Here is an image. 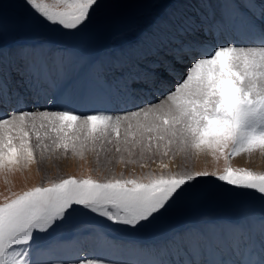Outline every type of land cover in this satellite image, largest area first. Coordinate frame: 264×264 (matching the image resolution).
Instances as JSON below:
<instances>
[{
    "label": "snow or ice",
    "instance_id": "6c2138e0",
    "mask_svg": "<svg viewBox=\"0 0 264 264\" xmlns=\"http://www.w3.org/2000/svg\"><path fill=\"white\" fill-rule=\"evenodd\" d=\"M250 2L243 5L247 13L234 0L221 3L217 15L212 0H198L194 14H173L156 26L144 48L121 57H93L80 43L54 44L47 38L15 49L0 44V104L7 107L15 98L20 109L0 113V172L28 167L36 162L37 150L42 159L47 152L61 150L82 158L97 142L112 144L113 140L117 152L123 144L129 155L131 145L142 154L155 147L168 156L175 148L186 155L194 152L224 159L222 173L169 171L103 181L91 175L69 176L3 197L0 264H44L43 247L48 248L52 264L51 253L59 247L56 233L77 212L102 218L113 231L157 233L199 195L198 178L205 177L222 182L225 193L260 194V215H245L236 222L202 218L184 232H171L162 244L153 245L158 254L154 264H264V172L231 165L241 155H264V6L257 15ZM24 4L41 24L73 40L107 7L104 0H24ZM23 26H29V21H20L18 27ZM6 33L0 28V39ZM217 34L234 39L198 55L207 38ZM246 43L256 46H243ZM185 60L184 74L163 99L120 114L32 110L23 107L24 97L9 88L15 73L36 96L56 90L93 97L105 85L134 95L131 83L148 85L151 91L163 83V73L173 76ZM190 235L197 237L195 245L186 240ZM55 264L66 261L56 259ZM78 264L104 261L84 258Z\"/></svg>",
    "mask_w": 264,
    "mask_h": 264
},
{
    "label": "rangeland",
    "instance_id": "374dc122",
    "mask_svg": "<svg viewBox=\"0 0 264 264\" xmlns=\"http://www.w3.org/2000/svg\"><path fill=\"white\" fill-rule=\"evenodd\" d=\"M197 2L198 0H104L107 7L100 10L95 23L90 25L88 30L77 38V40H73L65 38L60 32L48 28L47 25L41 24L38 20L32 17L28 8H26L24 4V0H0V28L7 30L5 37L0 39V44L15 49L19 46L40 44L43 42V38H47L54 44L60 42H69V44L73 45L81 43L83 50L91 56L92 48L94 53L98 52V47L100 48L99 54H101L103 50V52L106 50L112 52L119 49L122 44H130V42L139 38V40L133 42L136 44L142 40V37L148 36L145 27L154 24L158 19L163 17L165 9L171 11L177 7V12H183L184 15H191L197 11ZM192 3L194 5H192ZM257 3L261 7L264 6V2L263 4L259 2ZM219 12L220 10L218 11V15ZM20 21H29V26L18 27ZM209 39L210 37H208V40ZM83 43H85V45ZM89 44L92 45V47ZM106 45L107 48H105ZM99 54H95L94 57H98ZM187 62L183 66H180L181 72L179 76H176V74L173 73L175 75H173L174 79L171 78V76H168V74L164 75L166 72L163 73V80L165 81V84H168L165 91L162 92L163 88L157 85L158 87L155 88L157 90L158 88L161 89V93H154L155 88H153L151 91L149 90L148 93L145 92L143 99L141 101H136L137 104H133L131 107L123 110H135L137 107H142L148 103L163 99V95L179 82V77L184 74ZM144 66V64L141 65L142 68ZM111 78V76L107 77V79ZM20 79L19 87L21 91H24L26 88L23 86L21 77ZM139 84L141 83L133 82L130 84L131 88L134 87L132 89L133 92L143 89ZM147 89H149V87H147ZM46 92L49 96H46L48 98L45 99L44 103L37 102L39 96L43 97L42 93L38 96L33 93L28 95V109H49L48 107H50V104L53 105L55 98L53 96L54 93L51 90H46ZM126 93L129 92L122 90L111 99L116 104L121 103L122 105L123 101L119 102V100H117V95H120L122 99H125V102H127L130 95L137 97L133 94H129L128 96ZM146 94H148L149 97ZM138 97L141 98L142 96ZM145 97L146 99L144 100ZM34 101L37 103L32 105V102ZM49 101L52 102L49 103ZM117 101L119 103H117ZM131 101H133V99H131ZM121 105H119L118 108H122ZM1 106L5 105L1 104ZM7 107L11 106L8 105ZM12 110L13 109L6 108L0 113H7ZM121 111L122 110L114 109L112 114H120ZM121 135H123V128H121ZM102 145L104 147L99 149L100 151L86 150L82 158L71 155L65 158H57L52 161L50 160V156L46 154L45 158L42 159L41 155L37 154V150L36 162L30 164L28 167H21L18 168V170L15 169L11 172L6 170L0 172V202H3V197L11 196L12 193H21L32 187L46 185L51 181L67 178L69 176L80 178L91 175L94 179L103 181L111 178L143 177L148 173L159 174L161 172L169 171L184 172L173 170L169 167L166 169L161 167V164H164L165 159L175 161L176 156L179 158L177 163H179L182 168H186V171L198 172L199 170L209 172L217 171L222 173L224 168L223 157L217 162V160L210 155L209 163L205 159L203 162L204 165H198L196 164L197 161L195 162L193 153L187 155L183 153L182 155V153L173 150L168 156H163L156 151L155 147H153L152 152H144L142 154L139 147L132 149L131 145H129L128 147L132 152V154L129 155V151L124 150L125 146L123 144L120 145L121 151H116L115 140H113L112 144L105 142V144L102 143ZM232 160H234V158ZM232 160L231 165L233 167L240 166L250 168L256 172H264V168L257 169L250 164H237ZM198 179L200 180V187L197 189L199 195L193 199L184 211L165 221L163 227L157 233L113 231L104 226V223L101 222L102 218L91 214L77 212L61 229L57 231L55 239L56 241H61L63 239L64 241H69L74 236H85L86 238L96 237V239L100 241L104 239L102 237L113 235L114 238L116 237L117 239H125L128 241L133 240L132 242L134 244H129V246L134 249L137 262L132 260V262L128 264H145L144 261L137 257L140 249L136 246L153 247V245L162 244L164 239L171 232H184L183 229L188 228L190 225L193 226L194 224H197L202 218H208L216 222H231V220H238L241 218L244 213L249 215L251 213H260L261 204L258 199L260 194H254L253 190H247V194L245 195L236 196L230 193H225L220 187L222 182L216 181L214 177ZM224 187L229 186L225 185ZM113 236H111L112 239H114ZM151 236H156V238L147 239ZM194 236L195 235H190L186 237V240L192 245L196 242ZM139 240H142L143 243ZM152 249L154 248H150V250ZM103 261L104 264H127L124 262L114 263L106 260ZM47 262L44 264H49V261ZM52 264L55 263L52 262Z\"/></svg>",
    "mask_w": 264,
    "mask_h": 264
},
{
    "label": "bare ground",
    "instance_id": "6f19581e",
    "mask_svg": "<svg viewBox=\"0 0 264 264\" xmlns=\"http://www.w3.org/2000/svg\"><path fill=\"white\" fill-rule=\"evenodd\" d=\"M226 2H229V0H212L213 5L216 7L217 15H218V11L220 10V4L226 3ZM246 2H247V0H234V5H240L241 11L247 13L248 9L243 7V5ZM252 2L253 1H251L249 3V7L256 14L259 15L260 10H261V6L257 3V1L256 2L254 1L255 3H252ZM192 5H194V4L192 3ZM186 7H188V6H186ZM173 14L184 15L183 12H177V7L172 9L171 11L165 9L163 12V17L158 19L157 22H155L154 24H150L149 26L147 25L146 26L147 28L145 27V31L148 32V36L142 37V40H140L136 44L133 42L139 40V38L130 42V44H122L120 46V48L117 49L116 51L102 52L99 55V57H121L122 55H127L130 52H135V51H138V50L144 48L147 43L151 42L148 38L151 36V33L156 28V26L160 25L162 22L168 21L169 18ZM233 39H234L233 36L218 34V39H217V36H215V38H213L212 41L208 40V43L205 44L204 47L202 49H200L199 52L203 53V52H205V50L211 51L213 47L219 45L220 40L224 41L223 44L227 45L228 43H230L228 41H232ZM183 65L184 64L179 65V66H183ZM173 77L174 76H171V78H173ZM17 78H19V76H17ZM111 79H108V81L111 82L112 81ZM164 86H165V88H167L166 84H164ZM165 88L162 89V92L165 90ZM160 90L161 89L158 88L157 91H160ZM51 91L54 93L55 100L53 101V105L49 108V110H63L66 108H71V109L77 110V112L80 114H91V113H95V112H99V111H108L112 114V111L114 109L118 108V106L116 107V105L113 103L111 98L113 96H116V94H118L119 92H116L114 88H109L107 85H105V87L96 96H93V97L84 96V95H81L79 93H73V94L69 95V94H66V93H63L60 91H56V90H51ZM42 94L44 96H47L46 91L42 92ZM130 97H131V95L127 99V103L128 104H131V103L134 104V101H131ZM24 107H27V106H24ZM33 143H35V137L34 136H33ZM103 144H105V142ZM102 147H104L102 145V143L97 142V144L95 146L96 149H94V150L97 151L99 149H102ZM173 150H175V148ZM192 153L194 154L195 162L197 161L196 164L204 165L203 162L205 159L209 163V161H210V155L209 154L197 155L194 152H192ZM37 154L41 155L40 150H38ZM45 154L50 156L51 161L54 159H57V158H61V157L65 158V157H69V156L73 155L71 152H68L65 155L62 150L57 151L55 153L47 152ZM182 155H183V153H182ZM178 161H179V158L176 156L175 161H170V160L165 159L164 164H167L168 167L170 169H173V170L186 171L187 169L182 168L181 165L179 163H177ZM232 161H234L237 164H250L251 166H254V168H257V169L264 168V155H261L259 153L253 154L250 157L245 156V155H241V156L235 157L234 160H232ZM197 169H198V167H197ZM27 171H28V169H27ZM173 172L175 173L177 171H173ZM191 227L192 226L190 225L188 228L183 229V231H185ZM194 237H195V241H196L197 237L196 236H194ZM57 243L59 244V247H56L54 249V251H52V253H51V262H54V263H55L56 259H60V260L66 261V264H78L79 259L94 258V257H99V258H102L103 260L111 261L114 263L124 262V263L128 264V263H131L132 260L137 262V259L135 257V253H134V249L130 248V246H129V244H134V243L132 241H128L125 239H112L110 236H108V237H104L103 240L99 241L96 239V237L95 238L94 237L86 238L85 236L84 237L74 236L69 241H66V240L64 242L63 241H57ZM136 247L140 249L137 257L139 259H141L142 261H144L145 264H154V261L158 259V254H157L156 249L154 247H140V246H136ZM150 248H154V249L150 250ZM41 251L45 253V255L42 256V260L44 261V263H46L50 259L49 255L47 254L48 248L44 247L41 249ZM81 251H83L82 255H81Z\"/></svg>",
    "mask_w": 264,
    "mask_h": 264
}]
</instances>
